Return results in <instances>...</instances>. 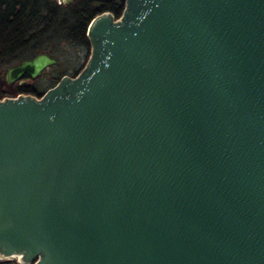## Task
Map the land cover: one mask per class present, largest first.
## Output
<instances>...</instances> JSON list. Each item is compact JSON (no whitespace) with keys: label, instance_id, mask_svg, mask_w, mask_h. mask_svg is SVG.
<instances>
[{"label":"water","instance_id":"water-1","mask_svg":"<svg viewBox=\"0 0 264 264\" xmlns=\"http://www.w3.org/2000/svg\"><path fill=\"white\" fill-rule=\"evenodd\" d=\"M122 1L75 75L0 97V257L264 264V0Z\"/></svg>","mask_w":264,"mask_h":264},{"label":"trees","instance_id":"trees-1","mask_svg":"<svg viewBox=\"0 0 264 264\" xmlns=\"http://www.w3.org/2000/svg\"><path fill=\"white\" fill-rule=\"evenodd\" d=\"M122 7V0H0L1 69L41 51L54 55L62 43L89 50L85 36L89 20L103 11L119 15ZM16 87L19 92L42 93L32 83Z\"/></svg>","mask_w":264,"mask_h":264},{"label":"rangeland","instance_id":"rangeland-1","mask_svg":"<svg viewBox=\"0 0 264 264\" xmlns=\"http://www.w3.org/2000/svg\"><path fill=\"white\" fill-rule=\"evenodd\" d=\"M88 52L89 50L83 46L62 43L54 53V56L59 61L58 65L48 67L41 75L35 78L25 79L27 82L32 83L39 91L43 92L47 87L55 83L61 75H75L85 63ZM3 72L0 67V97L15 95L17 81L7 82L2 78L1 74ZM0 264H33V262L22 263L17 257H0Z\"/></svg>","mask_w":264,"mask_h":264},{"label":"flooded vegetation","instance_id":"flooded-vegetation-1","mask_svg":"<svg viewBox=\"0 0 264 264\" xmlns=\"http://www.w3.org/2000/svg\"><path fill=\"white\" fill-rule=\"evenodd\" d=\"M2 75V74H1ZM23 77L24 78H28L27 77V75H23ZM3 78V77H2ZM17 84H21L18 80H17V82H16V86H17ZM22 84H29V82H27V81H25L24 83H22ZM15 86V87H16ZM15 93H19V91L17 90V87H16V89H15ZM34 94V93H33Z\"/></svg>","mask_w":264,"mask_h":264}]
</instances>
